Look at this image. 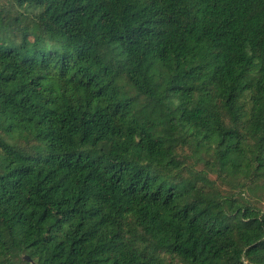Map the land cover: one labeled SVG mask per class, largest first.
<instances>
[{"label": "trees", "instance_id": "trees-1", "mask_svg": "<svg viewBox=\"0 0 264 264\" xmlns=\"http://www.w3.org/2000/svg\"><path fill=\"white\" fill-rule=\"evenodd\" d=\"M264 264V0H0V264Z\"/></svg>", "mask_w": 264, "mask_h": 264}, {"label": "water", "instance_id": "water-1", "mask_svg": "<svg viewBox=\"0 0 264 264\" xmlns=\"http://www.w3.org/2000/svg\"><path fill=\"white\" fill-rule=\"evenodd\" d=\"M22 260L28 262L29 264H37L34 261H32L28 256H23Z\"/></svg>", "mask_w": 264, "mask_h": 264}]
</instances>
